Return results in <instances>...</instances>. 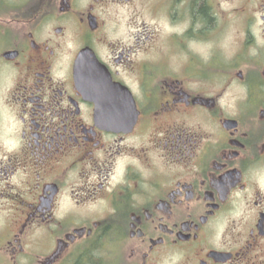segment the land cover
Here are the masks:
<instances>
[{
  "label": "flooded vegetation",
  "instance_id": "flooded-vegetation-1",
  "mask_svg": "<svg viewBox=\"0 0 264 264\" xmlns=\"http://www.w3.org/2000/svg\"><path fill=\"white\" fill-rule=\"evenodd\" d=\"M0 264H264V0H0Z\"/></svg>",
  "mask_w": 264,
  "mask_h": 264
},
{
  "label": "water",
  "instance_id": "water-1",
  "mask_svg": "<svg viewBox=\"0 0 264 264\" xmlns=\"http://www.w3.org/2000/svg\"><path fill=\"white\" fill-rule=\"evenodd\" d=\"M96 117L99 120V122L105 123V124H110L111 126H114L117 124V121L114 119H110V121L105 117V109L103 106H99L96 109Z\"/></svg>",
  "mask_w": 264,
  "mask_h": 264
},
{
  "label": "rangeland",
  "instance_id": "rangeland-1",
  "mask_svg": "<svg viewBox=\"0 0 264 264\" xmlns=\"http://www.w3.org/2000/svg\"><path fill=\"white\" fill-rule=\"evenodd\" d=\"M144 19L147 20L149 23L152 22V20L149 17L144 16Z\"/></svg>",
  "mask_w": 264,
  "mask_h": 264
},
{
  "label": "trees",
  "instance_id": "trees-1",
  "mask_svg": "<svg viewBox=\"0 0 264 264\" xmlns=\"http://www.w3.org/2000/svg\"><path fill=\"white\" fill-rule=\"evenodd\" d=\"M202 11H204V9H202Z\"/></svg>",
  "mask_w": 264,
  "mask_h": 264
}]
</instances>
